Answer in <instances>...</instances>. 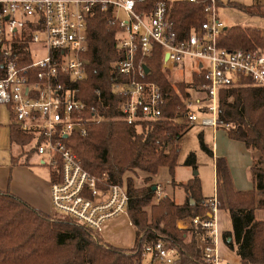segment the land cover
<instances>
[{
  "label": "built area",
  "instance_id": "built-area-1",
  "mask_svg": "<svg viewBox=\"0 0 264 264\" xmlns=\"http://www.w3.org/2000/svg\"><path fill=\"white\" fill-rule=\"evenodd\" d=\"M175 1L0 0V105L9 110L12 128L30 139L23 146H31L27 154L39 156L41 165L52 173L57 214L74 218L99 236L110 221L127 214L129 196L123 187L110 186L106 174H89L69 145L72 137L85 138L93 124L111 119L101 91L93 105L81 99V84L87 79L89 23L97 13L117 29L121 57L114 64L118 78L113 91L121 99L120 120L128 125L163 118L166 96L150 80L148 66L158 53L164 73L184 68L188 60L199 63L193 75L203 82L189 90L184 99L188 112L176 118L192 127L229 130L219 116L221 92L242 80H251L264 92V53L220 46L225 24L218 18L217 0L205 4L206 21L185 38L176 33L171 18ZM261 158L264 165L263 152ZM257 190L264 201V188ZM162 191L157 187L158 200ZM206 205V215L191 223L206 234L203 241L206 236L210 240L202 242L204 264H222L220 202L214 196ZM176 261V251L159 243L145 248L142 264Z\"/></svg>",
  "mask_w": 264,
  "mask_h": 264
},
{
  "label": "trees",
  "instance_id": "trees-1",
  "mask_svg": "<svg viewBox=\"0 0 264 264\" xmlns=\"http://www.w3.org/2000/svg\"><path fill=\"white\" fill-rule=\"evenodd\" d=\"M207 2L209 0L196 3L177 0L173 3L171 18L179 37H188L206 21L204 6ZM224 5L216 1L217 10ZM227 6L264 18L262 3L247 6L229 2ZM116 34L117 29L109 25L101 12L89 23L87 79L81 84V99L93 105L96 92L101 91L103 101L110 106L107 114L111 119L93 124L87 137H72L69 145L89 174H106L110 186L123 187L127 192V214L136 231L134 247L111 246L74 218L46 214L0 190V264H142L145 248L159 243L176 251V264H204L199 241L206 234L191 225L194 217L205 216L209 211L207 199L202 196L200 178L194 177L183 186L187 201L181 205L168 195L154 203L156 191L153 190L157 187L153 178L161 168L168 169L174 179L181 153L178 143L192 129L176 118L187 114L184 99L190 95V89L199 88L203 78L195 74L191 83L174 85L161 70V53H158L148 66L150 80L156 82L166 96L163 118L141 125L126 124L120 120L121 99L113 91L118 78L114 64L121 57ZM219 43L228 50L264 51V35L253 27L228 26ZM219 116L230 125L231 139L264 153V92L261 88L245 79L236 87L222 91ZM198 137L201 150L213 157L203 134ZM10 140L12 145L19 146L30 141L12 128ZM184 165L197 170V155L190 153ZM135 171L147 175L144 186L137 187L134 177L127 176ZM253 173L257 188L263 189L264 169L255 168ZM220 178L215 197L232 222V232L224 237L227 247L240 258L241 264H264V221L256 219L254 192H236L224 162L220 163ZM178 221L184 222L183 230L178 229ZM203 242L210 240L206 236Z\"/></svg>",
  "mask_w": 264,
  "mask_h": 264
},
{
  "label": "crops",
  "instance_id": "crops-1",
  "mask_svg": "<svg viewBox=\"0 0 264 264\" xmlns=\"http://www.w3.org/2000/svg\"><path fill=\"white\" fill-rule=\"evenodd\" d=\"M253 24L259 25L258 22ZM226 27H228V25L227 26L225 25V29ZM261 52L264 53V51ZM9 117H10V123L8 125L9 127L6 129L9 137L10 150L9 152H3L0 155V190L15 195L16 197L20 198L21 200H23L24 202L28 203L30 206L35 208L36 210L42 211L49 215H54L56 214V211L54 210L52 203V196H51L52 173L49 171L47 167L41 165V161L38 164L37 163H35V165L32 164L31 158L34 155H29L26 152L24 153L23 151L19 153L14 152L15 145H12L10 140V133L12 128L10 112H9ZM212 131H213L212 133L214 139L213 147H211L206 141L205 129H202L200 134L201 133L203 134L206 145L213 152L212 160L214 166L210 170H208L205 174L196 173L195 175L190 173L188 168L191 167L186 166L187 169L184 174V177L182 178H179V176L177 175L178 170L176 168V172L173 180L170 177L168 169L162 168L167 171L166 177H167V181L170 183V186L172 188L173 197H171L169 194L166 195L170 196L176 202L175 200L176 193L174 187H179L184 191L183 186L186 185L194 177L198 176L201 180L202 196L207 200L213 198L214 196L217 195V184L218 182H221L220 163L224 162L228 167L229 174L231 176L235 191L254 192L256 219L258 221H264V201L257 192L258 188L256 186V178L253 173V169L255 168L264 169L263 161L261 158V152L255 150L252 147L251 148L246 147V145L243 142L235 141L231 139L229 137L228 130L222 128L217 131L212 129ZM183 138L178 143L180 149H181V141L183 140ZM190 153H195V152H189L187 156ZM186 159L187 157L185 158L183 165ZM156 186L161 187L164 190L166 189V187L165 188L163 187V184L161 185L158 184ZM162 193L163 191L161 192V194ZM166 195L162 194V198ZM184 199L186 202L187 201L186 193ZM157 201L159 200L157 199ZM184 203H177V204L181 205ZM218 222H219L218 249H219L220 257L222 259V264H241L240 258L237 255L235 256V253L232 252L227 247L226 242L224 240L225 234L232 232V222L226 209L224 208L219 209ZM181 223L184 225L185 228V224L183 221H178L177 227L178 229L183 230L184 228L179 227ZM101 238L105 241V243L114 247H118L122 249L133 248L136 240V231L131 223L128 214L121 215L110 221L107 224L103 234L101 235ZM201 239L202 238L200 237L199 245L202 248L203 240ZM107 241H110V243H108Z\"/></svg>",
  "mask_w": 264,
  "mask_h": 264
},
{
  "label": "rangeland",
  "instance_id": "rangeland-1",
  "mask_svg": "<svg viewBox=\"0 0 264 264\" xmlns=\"http://www.w3.org/2000/svg\"><path fill=\"white\" fill-rule=\"evenodd\" d=\"M223 4H225L223 7L219 8L218 10V18L220 21H222L226 26H241L243 28H257L262 31V34L264 35V18L261 17H252L247 15L246 13L227 6L229 2H234L242 5H253L256 3H262L264 4V0H220ZM259 23V25H254L253 23ZM199 69V63L198 62H191L187 61L185 64V67L182 69H176L172 71L171 73H165L168 75V78L171 83L176 85L177 83L181 82H187L191 83L192 81V75L193 72H197ZM180 122H183L184 119H178ZM10 123V117H9V112L8 109L5 106L0 105V155L3 152H9L10 147H9V137H8V132L7 129ZM205 129V134H206V141L208 144L213 147V131L211 128H202ZM199 127H194L192 128L183 138L181 141V154L179 158V165L177 167L178 173L177 175L179 178L184 177V174L186 172V166L183 165V162L185 158L187 157V154L189 152H195L197 155V165L198 169L194 170L193 168H188L190 173L195 175L196 173H201L205 174L208 170H210L214 165H213V160L212 157L208 156L205 152H203L200 148L199 144V134L202 131ZM22 145L20 146H14V152L19 153L23 151L24 153L29 152L31 149V146H25ZM32 164L35 165V163H39L41 161V158L37 155H34L32 158ZM104 175V174H103ZM102 175V176H103ZM98 176V177H102ZM127 176H132L134 177L135 183L137 187H142L144 186V180L146 178V174L140 171H135L133 173L127 174ZM167 171L165 169H162L159 171L158 175H156L153 178V182L155 185L158 184H163V187L166 189H163V195L169 194L171 197H173L172 193V188L170 186V183L167 181ZM176 197L175 200L177 203H184L185 202V193L184 191L179 188V187H174ZM157 198L155 197L154 203H157ZM57 214V212H56ZM178 224V223H177ZM181 226L184 225L181 223ZM110 243V241H107ZM236 256V254H235Z\"/></svg>",
  "mask_w": 264,
  "mask_h": 264
},
{
  "label": "water",
  "instance_id": "water-1",
  "mask_svg": "<svg viewBox=\"0 0 264 264\" xmlns=\"http://www.w3.org/2000/svg\"><path fill=\"white\" fill-rule=\"evenodd\" d=\"M146 71L148 72V68H146ZM153 190L156 191V187H154Z\"/></svg>",
  "mask_w": 264,
  "mask_h": 264
}]
</instances>
